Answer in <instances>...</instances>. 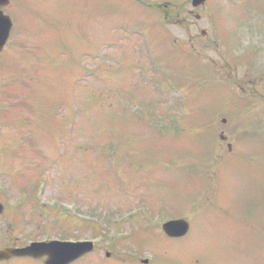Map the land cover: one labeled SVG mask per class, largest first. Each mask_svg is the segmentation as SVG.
Returning <instances> with one entry per match:
<instances>
[{
	"label": "rangeland",
	"instance_id": "rangeland-1",
	"mask_svg": "<svg viewBox=\"0 0 264 264\" xmlns=\"http://www.w3.org/2000/svg\"><path fill=\"white\" fill-rule=\"evenodd\" d=\"M136 3L12 2L0 247L99 238L75 264H264V0H208L200 20L191 0ZM181 217L189 234L164 238Z\"/></svg>",
	"mask_w": 264,
	"mask_h": 264
},
{
	"label": "water",
	"instance_id": "water-1",
	"mask_svg": "<svg viewBox=\"0 0 264 264\" xmlns=\"http://www.w3.org/2000/svg\"><path fill=\"white\" fill-rule=\"evenodd\" d=\"M205 0H194V5H199ZM11 23L0 18V49L5 44L10 31ZM2 207L0 205V212ZM189 225L187 222L179 220L167 223L164 226L165 231L171 236H181L188 231ZM56 251V257L49 259L48 264H67L71 260L83 255L88 250H91V245H76V244H61L51 247H38V248H26L23 250H0V259L8 258L11 255H25L31 254L33 256H40L43 253L51 254L52 251Z\"/></svg>",
	"mask_w": 264,
	"mask_h": 264
}]
</instances>
